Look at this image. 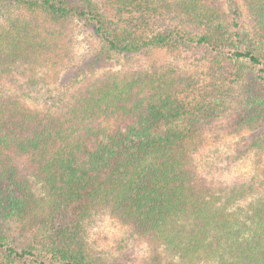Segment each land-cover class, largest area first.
<instances>
[{
    "label": "trees",
    "instance_id": "obj_1",
    "mask_svg": "<svg viewBox=\"0 0 264 264\" xmlns=\"http://www.w3.org/2000/svg\"><path fill=\"white\" fill-rule=\"evenodd\" d=\"M244 1L250 26L239 0H0V264H123L74 231L94 212L169 264H264V0ZM76 19L107 53L194 50L218 65L213 104L236 87L238 125L259 131L254 174L198 172L203 94L169 66L108 72L48 108L9 89L14 69L65 59Z\"/></svg>",
    "mask_w": 264,
    "mask_h": 264
},
{
    "label": "rangeland",
    "instance_id": "obj_2",
    "mask_svg": "<svg viewBox=\"0 0 264 264\" xmlns=\"http://www.w3.org/2000/svg\"><path fill=\"white\" fill-rule=\"evenodd\" d=\"M239 2L242 20L250 26L252 17L245 1ZM70 30V50L63 61L56 65L49 61L34 69H14L7 80L8 88L32 106L48 108L59 104L86 80L108 72L169 66L180 75L185 86H189L191 95L203 94L200 100L206 105L202 110L204 115L198 116L199 120L193 123L201 136L200 148L195 154L198 172L215 183H232L254 174L261 154L254 145L259 131L238 125L240 118L236 110L240 105H231V100L236 102L241 94L236 87L226 94L227 103L220 107L213 104V84L223 83V72L218 65L194 50L179 54L151 47L132 54L107 53L102 40L84 21L76 19ZM74 231L93 254L117 259L123 264H169L165 252L133 236L126 225L107 213L94 212L84 217Z\"/></svg>",
    "mask_w": 264,
    "mask_h": 264
}]
</instances>
